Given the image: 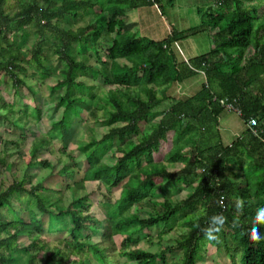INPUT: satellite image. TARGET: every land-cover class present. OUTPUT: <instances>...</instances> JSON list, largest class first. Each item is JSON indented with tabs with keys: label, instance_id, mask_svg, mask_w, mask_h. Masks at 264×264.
<instances>
[{
	"label": "trees",
	"instance_id": "obj_1",
	"mask_svg": "<svg viewBox=\"0 0 264 264\" xmlns=\"http://www.w3.org/2000/svg\"><path fill=\"white\" fill-rule=\"evenodd\" d=\"M19 1L10 12L9 0H0V84L7 77L19 94L28 87L30 67L46 78L53 57L63 65L61 79L52 86L53 92L63 90L57 102L62 115L50 124L49 136L33 143L30 164L50 149L53 139L61 136L67 142L74 116L81 118L83 111L108 130L77 146L88 166L73 183L67 206L54 198L53 188L28 187L27 177L0 189V209L12 206L15 196L30 195L28 221L14 210L13 219H0V264H199L208 244L229 264H264V240L249 238L257 210L264 208V0H206L207 8L198 9L202 18L197 27L171 28L159 40L139 36L127 18L138 7L161 8V0ZM80 16L89 20L74 29L69 21ZM209 30L214 45L208 52L185 60L175 51L178 41ZM31 37L34 42L28 45ZM93 57L95 64L89 63ZM199 73L205 81L194 94L168 93ZM86 76H101L111 88L100 96L92 84L79 80ZM221 99L241 109L245 124L230 143L219 128L226 109ZM29 115L40 120L42 110L29 104L16 109L0 91L2 120L24 131ZM251 118L257 121L252 127ZM12 144L19 148L16 141ZM110 146L120 155L111 153L106 159ZM157 154L163 156L157 159ZM70 158L73 162L63 161L58 171L69 188L80 168ZM7 162V155H0V165L12 168ZM36 164L54 170L47 160ZM176 165L180 167L172 169ZM87 181L107 186L94 190L102 195L100 213L91 211L90 194L76 193ZM118 186L114 193L111 188ZM180 190L185 197L173 199ZM237 197L244 201L242 211L235 208ZM144 206L146 215L141 213ZM218 213L227 223L217 244L205 240L201 228ZM234 221L240 226L233 228ZM259 227L264 234V225ZM176 228L177 236L164 243ZM153 231L157 243H163L157 251L140 246L145 233L153 241ZM99 232L100 240L92 241ZM117 235L122 237L119 248ZM29 236V243H22ZM175 251L182 255L170 261Z\"/></svg>",
	"mask_w": 264,
	"mask_h": 264
},
{
	"label": "rangeland",
	"instance_id": "obj_2",
	"mask_svg": "<svg viewBox=\"0 0 264 264\" xmlns=\"http://www.w3.org/2000/svg\"><path fill=\"white\" fill-rule=\"evenodd\" d=\"M19 0H9L7 9L12 12L19 7ZM161 8L156 6H143L138 7L130 12H128V21L134 23L133 31L136 32L139 36H147L149 38L159 40L166 38L171 32V28H176L178 30H187L190 28H195L201 23V14L198 9L205 10L208 6L206 0H174L172 3L169 0H161ZM88 16H80L76 19L69 21V24L74 29L85 25L88 22ZM212 33L213 31L199 32L197 34L191 35L186 39L180 40L174 46L175 51L182 55L193 56L199 55L209 51L213 47L212 43ZM34 38L29 39L28 45H32ZM104 50L107 49V45H103ZM179 54V55H180ZM104 55V53H103ZM184 58V57H183ZM125 62V60H121ZM52 69L50 75L46 78H43L36 72V69L30 67L25 73L28 87L20 88L19 94L15 91L12 81L8 80L7 77L1 78L0 91L4 98L9 102H15V108L19 109L22 105L29 104L30 106H38L42 110V117L40 120H35L29 115L31 122L25 125L24 131L20 128L13 127L0 118V155H7V161L13 163V167H6V164L0 165V189L7 187L12 182L16 180H21L24 177H27L26 185L30 187L31 185L35 186L38 184H43L49 188H53L57 191L54 198H62V206H67L73 197L72 186L75 181L80 180L84 176L86 167L88 166L85 155L78 151L77 146L81 143L88 142L92 137L97 139L101 138L104 132L108 130V127L98 124L88 111H83L82 117L77 118V115L74 116L73 126L68 130V140L67 142L62 141L61 136L53 139L52 145L48 151L39 153L38 157L35 160H47L49 164H52L54 168L51 171V168L45 167L40 164H30L31 158V148L34 142H36L41 137L49 136V129L51 123L54 120L60 119L63 111V107H58V92L62 93L63 90H58L53 92L52 86L61 79L60 68L61 62L58 57L55 56L52 58ZM95 64V58L89 62ZM92 79V77H80L79 80L85 81L89 85H93L95 88L93 91L100 95L104 96L111 85H109L103 77L98 76ZM205 81V78L202 74H196L195 76L185 79L180 84H174L168 90V93L172 96H186L192 95L198 90L202 83ZM31 109H29L30 111ZM103 113V111H99ZM37 121V122H35ZM142 129L144 130L146 124L142 122ZM219 128L222 134L223 140L225 143H230L234 137L240 134L244 128L245 124L240 115L232 110L225 109L219 117ZM61 140V141H59ZM4 141H8L7 144ZM12 141L18 143V147L12 144ZM7 148V150H6ZM6 151V152H4ZM120 155V152L116 147H108L106 152V159L110 155ZM70 156L75 157V165H79L80 168L76 170L73 180H71V188L67 187V179L62 177V174H59V170L63 166V161L68 160L73 162ZM163 155H155L157 159L161 158ZM62 159V160H61ZM7 162V163H8ZM57 165V167H56ZM74 166V165H73ZM56 167V169H55ZM179 165L173 166L172 169L179 168ZM107 189V186L102 183L100 184L97 181H87L85 188H79L78 195H84L86 193L91 195L92 199V208L91 211L94 213H100L104 209L103 205L100 204L102 195L97 191H94L97 187ZM119 187L111 188L114 193L118 192ZM76 189V187H75ZM98 189V188H97ZM181 191V190H180ZM95 192V194H93ZM186 192L181 191L179 196H173V199H178L185 197ZM163 199V198H161ZM28 200H30V195L27 193H22L18 196H15L12 200V206H7L0 209V219L1 220H11L15 217L13 210L19 214L23 219L28 221L29 219V206ZM148 206L142 207V214L146 215ZM42 220L48 224V215L45 214L42 217ZM154 232V238L151 242L148 238H145V234L141 236L142 242L140 246L145 247L150 251H157V249H162L163 243H157V231ZM179 233V228L172 230L171 233L164 236L163 242H170L177 234ZM66 234V233H65ZM43 237L48 241H53L54 237L44 233ZM29 237H25L22 243H29ZM101 238V233L92 234V241H99ZM122 237L117 235L115 236V242L118 243L117 248L120 247ZM51 245L53 243L51 242ZM206 252L203 260L199 261V264H229L228 260L223 259L220 255L216 253V249L212 245L206 246ZM44 254V253H42ZM180 251H175L173 254L168 256V259L175 260L181 257ZM121 262L124 261L123 257H119ZM159 262H161L159 260ZM130 264V263H129ZM131 264H135L131 262ZM164 264V263H162Z\"/></svg>",
	"mask_w": 264,
	"mask_h": 264
},
{
	"label": "clouds",
	"instance_id": "obj_3",
	"mask_svg": "<svg viewBox=\"0 0 264 264\" xmlns=\"http://www.w3.org/2000/svg\"><path fill=\"white\" fill-rule=\"evenodd\" d=\"M220 203L222 204V201H220ZM243 207H244V201L237 197L235 199L236 210L242 211ZM226 223H227V217L224 216L223 213H218L211 216L209 218L207 226L201 228L205 240L209 242H215L217 244L220 243V234L222 233ZM259 225H264V208L257 210L254 223L250 229L249 238L254 243H259L260 241L264 240V234L261 233ZM239 226L240 225L235 221L232 224L233 228H237ZM197 227H199V225H197Z\"/></svg>",
	"mask_w": 264,
	"mask_h": 264
},
{
	"label": "built area",
	"instance_id": "obj_4",
	"mask_svg": "<svg viewBox=\"0 0 264 264\" xmlns=\"http://www.w3.org/2000/svg\"><path fill=\"white\" fill-rule=\"evenodd\" d=\"M221 103H222L223 105H225V107H226L227 109L232 110V111H235V112H237L239 115L241 114V109H239V108L236 107L234 104H232V102L227 101V99H222V100H221ZM256 123H257V121H256L255 118H251V119L249 120V126H250V127L256 125Z\"/></svg>",
	"mask_w": 264,
	"mask_h": 264
},
{
	"label": "crops",
	"instance_id": "obj_5",
	"mask_svg": "<svg viewBox=\"0 0 264 264\" xmlns=\"http://www.w3.org/2000/svg\"><path fill=\"white\" fill-rule=\"evenodd\" d=\"M176 44H177V43H176ZM176 44H175V45H176ZM207 52H208V51H207ZM179 54H180V52H179ZM180 56H182V55L180 54ZM194 56H196V55H193V56L185 55V56H183V57H184L183 59L188 60L189 58L194 57Z\"/></svg>",
	"mask_w": 264,
	"mask_h": 264
}]
</instances>
